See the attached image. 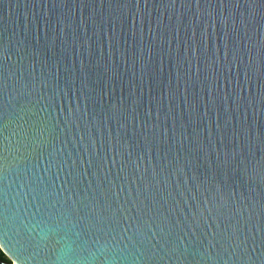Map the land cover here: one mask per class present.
Wrapping results in <instances>:
<instances>
[{
  "label": "water",
  "instance_id": "water-1",
  "mask_svg": "<svg viewBox=\"0 0 264 264\" xmlns=\"http://www.w3.org/2000/svg\"><path fill=\"white\" fill-rule=\"evenodd\" d=\"M2 264H264V0H0Z\"/></svg>",
  "mask_w": 264,
  "mask_h": 264
},
{
  "label": "trees",
  "instance_id": "trees-1",
  "mask_svg": "<svg viewBox=\"0 0 264 264\" xmlns=\"http://www.w3.org/2000/svg\"><path fill=\"white\" fill-rule=\"evenodd\" d=\"M0 257L3 258L6 261H9V257H7V255L3 252V250L0 248ZM2 264V263H0Z\"/></svg>",
  "mask_w": 264,
  "mask_h": 264
}]
</instances>
